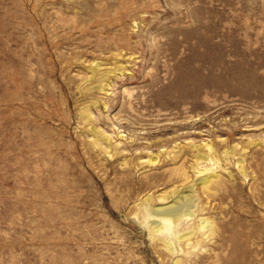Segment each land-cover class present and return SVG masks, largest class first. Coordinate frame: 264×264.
<instances>
[{"label":"rangeland","instance_id":"1","mask_svg":"<svg viewBox=\"0 0 264 264\" xmlns=\"http://www.w3.org/2000/svg\"><path fill=\"white\" fill-rule=\"evenodd\" d=\"M0 264H264V0H0Z\"/></svg>","mask_w":264,"mask_h":264},{"label":"bare ground","instance_id":"2","mask_svg":"<svg viewBox=\"0 0 264 264\" xmlns=\"http://www.w3.org/2000/svg\"><path fill=\"white\" fill-rule=\"evenodd\" d=\"M203 158L208 159L207 156ZM205 171V170H204ZM200 171V173L204 172ZM210 177L204 176L201 179L202 183H207ZM194 203L192 193L184 194L179 199L174 200L172 205L160 208L149 209V214H154L160 217L161 223L158 224L159 230H170L177 226L183 219L189 218L192 213L190 212V207Z\"/></svg>","mask_w":264,"mask_h":264}]
</instances>
